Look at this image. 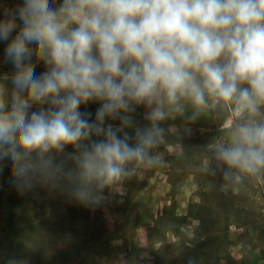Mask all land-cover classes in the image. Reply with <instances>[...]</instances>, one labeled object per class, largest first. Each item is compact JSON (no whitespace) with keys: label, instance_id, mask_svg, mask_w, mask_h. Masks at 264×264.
<instances>
[{"label":"clouds","instance_id":"9594fccd","mask_svg":"<svg viewBox=\"0 0 264 264\" xmlns=\"http://www.w3.org/2000/svg\"><path fill=\"white\" fill-rule=\"evenodd\" d=\"M4 16L0 172L9 161L21 194L40 186L98 206L164 163L170 121L212 114L230 123L203 170L226 185L264 179V0H23ZM93 102L91 119L80 109Z\"/></svg>","mask_w":264,"mask_h":264},{"label":"rangeland","instance_id":"374dc122","mask_svg":"<svg viewBox=\"0 0 264 264\" xmlns=\"http://www.w3.org/2000/svg\"><path fill=\"white\" fill-rule=\"evenodd\" d=\"M99 106L80 110L94 119ZM144 113L137 108V124L147 123ZM200 120L170 121L157 149L164 163L138 171L118 191L105 189L98 206L40 186L21 194L4 161L0 264H264V179L226 185L206 173L203 149L230 121L214 114ZM186 126L191 134L180 145L172 134Z\"/></svg>","mask_w":264,"mask_h":264},{"label":"crops","instance_id":"0c3cea01","mask_svg":"<svg viewBox=\"0 0 264 264\" xmlns=\"http://www.w3.org/2000/svg\"><path fill=\"white\" fill-rule=\"evenodd\" d=\"M23 2V0H0V19H4V12L8 9H15L17 8L19 5H21ZM17 23L20 24L22 22H20L19 20H17ZM16 33L13 32V36ZM8 41H0V73H11L13 71V66L10 62L6 61L5 59V48L7 46ZM34 63H37L36 61H34ZM41 71H43V64L42 63H37V69H40ZM40 71V72H41ZM38 74V73H37ZM9 87H11V84L9 82Z\"/></svg>","mask_w":264,"mask_h":264},{"label":"trees","instance_id":"16d2710c","mask_svg":"<svg viewBox=\"0 0 264 264\" xmlns=\"http://www.w3.org/2000/svg\"><path fill=\"white\" fill-rule=\"evenodd\" d=\"M202 120H199V121H197V122H195V123H193V124H191V125H194V124H197V123H200ZM106 123H115V122H113V121H106Z\"/></svg>","mask_w":264,"mask_h":264}]
</instances>
